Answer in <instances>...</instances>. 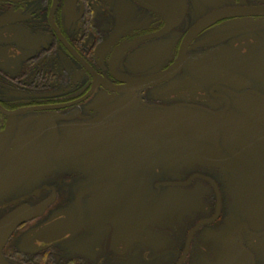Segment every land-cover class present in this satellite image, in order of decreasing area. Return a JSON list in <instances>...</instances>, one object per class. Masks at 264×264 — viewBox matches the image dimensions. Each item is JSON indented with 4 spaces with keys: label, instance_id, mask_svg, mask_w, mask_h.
I'll use <instances>...</instances> for the list:
<instances>
[{
    "label": "flooded vegetation",
    "instance_id": "flooded-vegetation-1",
    "mask_svg": "<svg viewBox=\"0 0 264 264\" xmlns=\"http://www.w3.org/2000/svg\"><path fill=\"white\" fill-rule=\"evenodd\" d=\"M0 264H264V0H0Z\"/></svg>",
    "mask_w": 264,
    "mask_h": 264
}]
</instances>
